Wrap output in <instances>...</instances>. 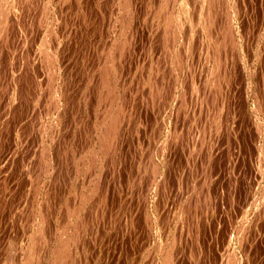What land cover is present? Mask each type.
<instances>
[{"label": "rangeland", "instance_id": "obj_1", "mask_svg": "<svg viewBox=\"0 0 264 264\" xmlns=\"http://www.w3.org/2000/svg\"><path fill=\"white\" fill-rule=\"evenodd\" d=\"M10 1L0 263L264 264V0Z\"/></svg>", "mask_w": 264, "mask_h": 264}, {"label": "bare ground", "instance_id": "obj_2", "mask_svg": "<svg viewBox=\"0 0 264 264\" xmlns=\"http://www.w3.org/2000/svg\"><path fill=\"white\" fill-rule=\"evenodd\" d=\"M6 1V0H5ZM10 1V0H9ZM21 1H23V0H21ZM20 1V2H21ZM30 1V0H29ZM127 0H125V2H126ZM203 1V0H202ZM227 1V0H226ZM8 2V1H7ZM16 2V1H15ZM28 2V1H27ZM73 2V1H72ZM77 2V1H76ZM128 2V1H127ZM197 2V1H196ZM10 3H11V1H10ZM23 3V2H22ZM234 3V2H233ZM232 3V4H233ZM4 4V3H3ZM44 4V3H43ZM124 4V3H123ZM126 4V6H128V4L127 3H125ZM172 4H173V2H172ZM181 4V3H180ZM175 5H177L178 6V4L176 3ZM183 5H184V3H183ZM224 5V4H223ZM1 6V5H0ZM130 6V5H129ZM173 6H174V4H173ZM190 6V5H189ZM2 7H4V6H2ZM9 7V6H8ZM22 7V6H21ZM39 7V6H38ZM126 8V7H125ZM173 8V7H172ZM178 8V7H177ZM3 9V8H2ZM4 9H5V7H4ZM9 9V8H8ZM171 9V8H170ZM174 10H175V8H173ZM172 9V10H173ZM180 9V8H179ZM181 9H182V7H181ZM48 10V9H47ZM123 10H124V7H123ZM129 10V9H128ZM168 10V9H167ZM0 11H3V10H0ZM228 10H226V12H227ZM5 12V11H4ZM4 12H0V23H2L3 21H6L4 18H5V16L3 15V13ZM9 12V11H8ZM173 12V11H172ZM175 12V11H174ZM234 12V11H233ZM129 13V12H128ZM167 13V12H166ZM177 13H178V10H177ZM60 14V13H59ZM168 14V13H167ZM171 12H170V15H169V18H170V16H171ZM179 14V13H178ZM208 14V13H207ZM6 15V14H5ZM174 15V14H173ZM217 15V14H216ZM9 16V15H8ZM163 16V15H162ZM168 17V16H167ZM173 17V16H172ZM178 17V16H177ZM196 17V16H195ZM231 17V16H230ZM10 18V17H9ZM174 18H175V16H174ZM31 19V18H30ZM35 19V18H34ZM172 19V18H171ZM8 20V19H7ZM176 20V19H175ZM126 21V20H125ZM169 21H171L170 19H169ZM174 21V20H173ZM177 21V20H176ZM229 21V20H228ZM63 22V21H62ZM128 22V21H127ZM179 22V21H178ZM8 23V22H7ZM42 23V22H41ZM167 23V22H166ZM224 23V22H223ZM53 24V23H52ZM202 24V23H201ZM125 25V24H124ZM171 25V24H170ZM3 26H6L5 24L3 25ZM35 26V25H34ZM173 26H174V24H173ZM4 28V27H3ZM27 28V27H26ZM53 30V29H52ZM173 30H175V27H174V29ZM179 30V29H178ZM181 30V29H180ZM180 30H179V32H180ZM1 31L3 32V29H1ZM124 31V30H123ZM183 31V30H182ZM38 32V31H37ZM178 32V31H177ZM197 33H199V32H197ZM173 35H174V33H172ZM177 34V33H176ZM183 34V33H182ZM2 35V34H1ZM0 35V36H1ZM33 35V34H32ZM178 35V34H177ZM176 35V36H177ZM180 35V34H179ZM173 38V37H172ZM226 38V37H225ZM237 39V38H236ZM71 40V39H70ZM174 40H175V36H174ZM183 43V42H182ZM233 44V43H232ZM133 45V44H132ZM173 46V45H172ZM233 46V45H232ZM203 48V47H202ZM5 50V49H4ZM185 51V50H184ZM190 51V50H189ZM187 52V51H186ZM25 53V52H24ZM131 53V52H130ZM191 53V52H190ZM16 54V53H15ZM126 54V53H125ZM179 54V53H178ZM133 55V54H132ZM92 57V56H91ZM113 58V57H112ZM2 59V58H1ZM24 60V59H23ZM76 60V59H75ZM56 61V60H55ZM129 61V60H128ZM176 62H177V60H176ZM178 62H180V60L178 61ZM112 63V62H111ZM177 64V63H176ZM183 64H185V62L183 63ZM99 65V64H98ZM114 65V64H113ZM216 65V64H215ZM50 66V65H49ZM188 66V65H187ZM186 66V67H187ZM108 67V66H107ZM106 67V68H107ZM104 68V67H103ZM16 70V69H15ZM27 70V69H26ZM179 70H180V68H179ZM50 71V70H49ZM113 71V70H112ZM107 72H108V70H107ZM218 72V71H217ZM10 73V72H9ZM73 73V72H72ZM102 74H104V71L103 72H101ZM111 73V72H110ZM101 74V75H102ZM112 74V73H111ZM209 74V73H208ZM214 75H215V73H214ZM79 76V75H78ZM111 76V75H110ZM128 76V75H127ZM217 76V75H216ZM226 76V75H225ZM44 77V76H43ZM222 78V77H221ZM227 78V77H226ZM211 79H212V77H211ZM192 80V79H191ZM107 82H108V84H109V81L107 80ZM209 82V81H208ZM212 82H210V84H211ZM208 84V83H207ZM213 84H215V83H213ZM48 85V84H47ZM111 85H113V84H111ZM150 85V84H149ZM222 85V84H221ZM64 86V85H63ZM22 87V86H21ZM49 87V86H48ZM110 87V86H109ZM130 87H131V85H130ZM133 87V86H132ZM93 88V87H92ZM106 88V87H105ZM125 88H126V86H125ZM205 88V87H204ZM49 89V88H48ZM55 90V89H54ZM114 90H115V88H113V87H111V88H109V91H108V93H109V95L110 96H112L113 95V98H115V96H114ZM51 92H52V90H51ZM103 92V91H102ZM55 95H56V91H55ZM119 95V94H118ZM57 96V95H56ZM54 97V96H53ZM104 97V96H103ZM122 97V96H121ZM8 98V97H7ZM75 98V97H74ZM123 98V97H122ZM125 98V97H124ZM128 98V97H127ZM131 98V97H130ZM206 98V97H205ZM109 99H110V97H109ZM112 99V98H111ZM139 99V98H138ZM113 101V100H112ZM111 101V102H112ZM138 101V100H137ZM51 102V101H50ZM110 102V103H111ZM140 102V101H139ZM11 104V103H10ZM106 104V103H105ZM202 104V103H201ZM55 106V105H54ZM259 106V105H258ZM109 107V106H108ZM116 107V106H115ZM120 107V106H119ZM118 107V108H119ZM124 106H122V108H123ZM79 108V107H78ZM156 108V107H155ZM45 109V108H44ZM109 109V108H108ZM116 109V108H115ZM120 109V108H119ZM119 109H118V111H119ZM261 109V108H260ZM37 110V109H36ZM111 111V110H110ZM101 112H103V109H102V111ZM107 112V111H106ZM119 113V112H118ZM99 114H101V113H99ZM112 114V113H111ZM117 114V113H116ZM120 114V113H119ZM102 115V114H101ZM104 116V115H103ZM102 116V117H103ZM114 116V115H113ZM112 116V117H113ZM99 117H100V115H99ZM116 117V116H115ZM100 119H101V117H100ZM105 119H107V118H105ZM109 119V118H108ZM107 119V120H108ZM115 119V118H114ZM118 120V119H117ZM218 120V119H217ZM226 120V119H225ZM102 121V120H101ZM103 121H104V118H103ZM102 121V122H103ZM112 121V120H111ZM11 122V121H10ZM110 122V121H109ZM114 122V121H113ZM132 122V121H131ZM223 122V121H222ZM3 123V122H2ZM25 123V122H24ZM97 124H98V122H97ZM101 124V123H100ZM109 124V123H108ZM111 124V123H110ZM115 124V123H114ZM117 124V123H116ZM99 125V124H98ZM21 126V125H20ZM89 126V125H88ZM108 126V125H107ZM110 127L112 126V124L111 125H109ZM92 127V126H91ZM109 127V128H110ZM227 127V126H226ZM26 128V127H25ZM101 128V127H100ZM103 128V127H102ZM113 128H114V126H113ZM82 129V128H81ZM110 129H112V128H110ZM103 130V129H102ZM106 131V130H105ZM108 131V130H107ZM106 131V132H107ZM118 131V130H117ZM160 131V130H159ZM1 132V131H0ZM8 133V132H7ZM99 133V132H98ZM102 133V132H101ZM118 133V132H117ZM6 134V133H5ZM26 134V133H25ZM103 134V133H102ZM92 135V134H91ZM104 137V141H102L101 140V142H103V146H102V148L103 147H106L107 145H111V142H112V140H113V136L111 135V133H110V131H108V133H106V135L104 134L103 135ZM38 138V137H37ZM102 138V139H103ZM120 138V137H119ZM143 138V137H142ZM9 140V139H8ZM31 142V141H30ZM110 147V146H109ZM116 148V147H115ZM102 151H106V150H104V148L102 149ZM50 152V151H49ZM162 152V151H161ZM139 154V153H138ZM103 155V154H102ZM148 156V155H147ZM146 157V156H145ZM43 158V157H42ZM173 160V159H172ZM18 161V160H17ZM213 162V161H212ZM39 164V163H38ZM77 164V163H76ZM114 164V163H113ZM42 165V164H41ZM97 165V164H96ZM46 166V165H45ZM41 167V166H40ZM12 168V167H11ZM35 168V167H34ZM37 168H38V166H37ZM40 170H41V168H40ZM55 170V169H54ZM80 172V171H79ZM36 173V172H35ZM115 173H116V171H115ZM42 174V173H41ZM60 176V175H59ZM105 177V176H104ZM105 179V178H104ZM109 179V178H108ZM3 180V179H2ZM51 181V180H50ZM1 182V181H0ZM104 182V181H103ZM121 182V181H120ZM21 183V182H20ZM25 183V182H24ZM46 183V182H45ZM113 183V182H112ZM151 183V182H150ZM100 184V183H99ZM147 184V183H146ZM25 185V184H24ZM63 185V184H62ZM110 185V184H109ZM157 186V185H156ZM44 187V186H43ZM32 188V187H31ZM35 188V187H34ZM6 189V188H5ZM113 189V188H112ZM34 190V189H33ZM102 190V189H101ZM11 191V190H10ZM32 191V190H31ZM38 191V190H37ZM99 191V190H98ZM44 192V191H43ZM26 193V192H25ZM45 193V192H44ZM55 193H56V191H55ZM2 194V193H1ZM1 194H0V196H1ZM102 194V193H101ZM109 194V193H108ZM162 196V195H161ZM96 197V196H95ZM21 198V197H20ZM158 199V198H157ZM38 200V199H37ZM102 202V201H101ZM80 203H81V201H80ZM38 204V203H37ZM153 205V204H152ZM47 207V206H46ZM123 207V206H122ZM24 208V207H23ZM143 208V207H142ZM154 208V207H153ZM33 209V208H32ZM35 209V208H34ZM175 209V208H174ZM43 210H45V209H43ZM107 210V209H106ZM24 212V211H23ZM39 213V212H38ZM40 215V214H39ZM169 216V215H168ZM172 216V215H171ZM193 217V216H192ZM5 218V217H4ZM168 218V217H167ZM22 219V218H21ZM47 219V218H46ZM112 219V218H111ZM190 223V222H189ZM42 224V223H41ZM111 224V223H110ZM29 225V224H28ZM73 226V225H72ZM64 227V226H63ZM59 228V227H58ZM69 228V227H68ZM43 229V228H42ZM46 230V229H45ZM63 230V229H62ZM69 230V229H68ZM80 230V229H79ZM85 230V229H84ZM4 231V230H3ZM43 231V230H42ZM246 231V230H245ZM244 231V232H245ZM254 231V230H253ZM37 232V231H36ZM64 232V231H63ZM74 232H76V229H75V231ZM10 233V232H9ZM41 233V232H40ZM62 233V232H61ZM72 233H73V231H72ZM67 234V233H66ZM85 234H86V231H85ZM185 234V233H184ZM245 234V233H244ZM249 234V233H248ZM17 235H19V234H17ZM21 235V234H20ZM70 235V234H69ZM68 235V236H69ZM73 235V234H72ZM79 235V234H78ZM35 236H37V235H35ZM65 236V235H64ZM74 236V235H73ZM72 236V237H73ZM245 236V235H244ZM249 236V235H248ZM66 237V236H65ZM79 237V236H78ZM174 237V236H173ZM243 237V236H242ZM246 237V236H245ZM64 238V237H63ZM68 239V238H67ZM128 239V238H127ZM64 240V239H63ZM69 240V239H68ZM21 242H23V241H21ZM62 242V241H61ZM68 242V241H67ZM77 242V241H76ZM85 242V241H84ZM43 243V242H42ZM23 244V243H22ZM35 244H36V242H35ZM85 244V243H84ZM168 244V243H167ZM30 245V244H29ZM71 245V244H70ZM60 246V245H59ZM178 246V245H177ZM36 247V246H35ZM82 247V246H81ZM87 247V246H86ZM21 248V247H20ZM33 248H34V246H33ZM32 248V249H33ZM166 248H167V246H166ZM171 248H173L172 246H171ZM67 248H63V247H61L60 249H59V251H58V253H57V256H58V261L56 262V264H64V257L65 256H67V253H66V250ZM81 249V248H80ZM169 249V248H168ZM57 250V249H56ZM90 250V249H89ZM161 250H162V247H161ZM166 250V249H165ZM164 250V251H165ZM171 250V249H170ZM2 251V250H1ZM19 251V250H18ZM54 251V250H53ZM82 251V250H81ZM42 253V252H41ZM87 253V252H86ZM165 253V252H164ZM167 253V252H166ZM169 253V252H168ZM174 253V252H173ZM231 253V252H230ZM28 254V253H27ZM69 254V253H68ZM23 255V254H22ZM162 255H164V254H162ZM168 255V254H167ZM173 255V254H172ZM56 256V255H55ZM170 256H171V254H170ZM53 257H54V255H53ZM165 257V256H164ZM172 257V256H171ZM55 258V257H54ZM86 258V257H85ZM84 258V259H85ZM166 259H167V256L165 257ZM177 258V257H176ZM31 259V258H30ZM56 259V258H55ZM67 259V258H66ZM163 260H165L164 258H162ZM156 260V259H155ZM154 260V261H155ZM158 260V259H157ZM170 260H171V258H170ZM173 260V259H172ZM230 260V259H229ZM232 260V259H231ZM39 261V260H38ZM67 261V260H66ZM69 261V260H68ZM81 261V260H80ZM87 261V260H86ZM161 261V260H160ZM36 262V261H35ZM71 262V261H70ZM162 262H167V260H165V261H162ZM161 262V263H162ZM170 262V261H169ZM172 262V261H171ZM234 262V261H233ZM42 263V262H41ZM110 263V262H109ZM160 263V262H159ZM164 263V264H165ZM259 263V262H258ZM1 264V263H0ZM145 264V263H144ZM163 264V263H162ZM167 264V263H166ZM168 264H170V263H168ZM235 264V263H234ZM240 264V263H239Z\"/></svg>", "mask_w": 264, "mask_h": 264}]
</instances>
